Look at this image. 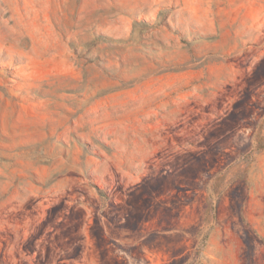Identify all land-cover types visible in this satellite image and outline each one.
<instances>
[{
  "label": "rangeland",
  "instance_id": "1",
  "mask_svg": "<svg viewBox=\"0 0 264 264\" xmlns=\"http://www.w3.org/2000/svg\"><path fill=\"white\" fill-rule=\"evenodd\" d=\"M0 264H264V0H0Z\"/></svg>",
  "mask_w": 264,
  "mask_h": 264
},
{
  "label": "trees",
  "instance_id": "2",
  "mask_svg": "<svg viewBox=\"0 0 264 264\" xmlns=\"http://www.w3.org/2000/svg\"><path fill=\"white\" fill-rule=\"evenodd\" d=\"M145 28L146 27V25L144 24V23H136V22H134L133 24H132V28L133 29H136V28ZM127 85V84H126ZM126 85H124V84H122V86H120V87H124V86H126Z\"/></svg>",
  "mask_w": 264,
  "mask_h": 264
}]
</instances>
